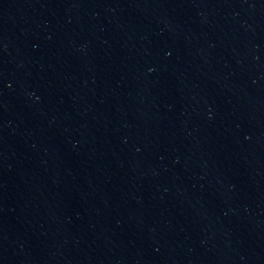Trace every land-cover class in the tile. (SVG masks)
<instances>
[{
    "label": "water",
    "instance_id": "1",
    "mask_svg": "<svg viewBox=\"0 0 264 264\" xmlns=\"http://www.w3.org/2000/svg\"><path fill=\"white\" fill-rule=\"evenodd\" d=\"M94 264H264V0H21Z\"/></svg>",
    "mask_w": 264,
    "mask_h": 264
}]
</instances>
